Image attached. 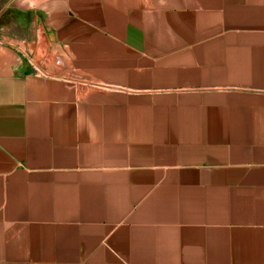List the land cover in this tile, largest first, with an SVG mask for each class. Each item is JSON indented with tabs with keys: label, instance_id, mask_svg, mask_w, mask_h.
Listing matches in <instances>:
<instances>
[{
	"label": "crops",
	"instance_id": "0c3cea01",
	"mask_svg": "<svg viewBox=\"0 0 264 264\" xmlns=\"http://www.w3.org/2000/svg\"><path fill=\"white\" fill-rule=\"evenodd\" d=\"M0 3V264H264V0Z\"/></svg>",
	"mask_w": 264,
	"mask_h": 264
},
{
	"label": "rangeland",
	"instance_id": "374dc122",
	"mask_svg": "<svg viewBox=\"0 0 264 264\" xmlns=\"http://www.w3.org/2000/svg\"><path fill=\"white\" fill-rule=\"evenodd\" d=\"M3 6H4V4L0 3V21L1 22H7V21L9 22L10 18H8V17L5 18L6 12L4 11Z\"/></svg>",
	"mask_w": 264,
	"mask_h": 264
}]
</instances>
